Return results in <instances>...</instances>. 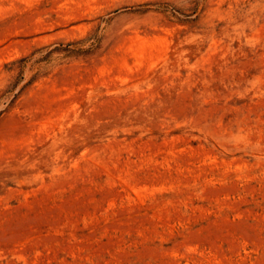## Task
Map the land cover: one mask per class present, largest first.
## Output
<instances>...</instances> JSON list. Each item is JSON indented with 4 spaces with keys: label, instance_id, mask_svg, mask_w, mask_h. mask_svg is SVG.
Returning <instances> with one entry per match:
<instances>
[{
    "label": "rangeland",
    "instance_id": "rangeland-1",
    "mask_svg": "<svg viewBox=\"0 0 264 264\" xmlns=\"http://www.w3.org/2000/svg\"><path fill=\"white\" fill-rule=\"evenodd\" d=\"M0 264H264V0H0Z\"/></svg>",
    "mask_w": 264,
    "mask_h": 264
}]
</instances>
